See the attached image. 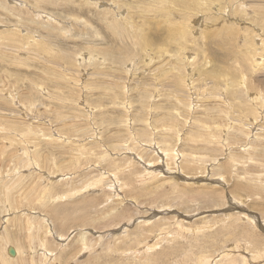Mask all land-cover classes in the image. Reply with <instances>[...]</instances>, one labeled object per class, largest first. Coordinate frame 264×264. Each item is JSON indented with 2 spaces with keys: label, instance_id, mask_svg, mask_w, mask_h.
<instances>
[{
  "label": "rangeland",
  "instance_id": "obj_1",
  "mask_svg": "<svg viewBox=\"0 0 264 264\" xmlns=\"http://www.w3.org/2000/svg\"><path fill=\"white\" fill-rule=\"evenodd\" d=\"M19 1L0 264H264V0Z\"/></svg>",
  "mask_w": 264,
  "mask_h": 264
},
{
  "label": "bare ground",
  "instance_id": "obj_2",
  "mask_svg": "<svg viewBox=\"0 0 264 264\" xmlns=\"http://www.w3.org/2000/svg\"><path fill=\"white\" fill-rule=\"evenodd\" d=\"M10 2L14 5V7L15 6H18V5H20L21 6V2L19 1V0H10ZM95 2V1H94ZM23 3V2H22ZM98 3V2H97ZM96 3V4H97ZM22 7V6H21ZM96 7V6H95ZM25 8V7H24ZM39 14V13H38ZM37 14V15H38ZM39 16V15H38ZM44 18H46V19H48V17L46 16V15H44L43 16ZM48 20H51L52 21V18L50 17ZM54 20V19H53ZM258 67V66H257ZM260 67H263V66H260ZM259 67V68H260ZM12 134V133H11ZM168 153V152H167ZM178 156H180V155H178ZM158 168V167H157ZM34 169V168H33ZM151 169H153V170H155L156 169V167H154V166H151ZM182 172V171H181ZM150 173H154V171L153 172H150ZM15 251V250H14ZM14 251H12V252H14ZM17 252H19V250H17ZM16 252V253H17ZM12 254H15V252L14 253H12ZM16 255V254H15Z\"/></svg>",
  "mask_w": 264,
  "mask_h": 264
}]
</instances>
